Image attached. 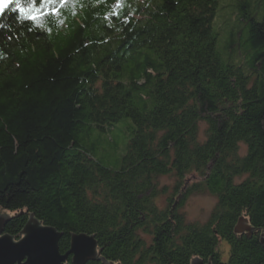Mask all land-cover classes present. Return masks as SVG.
<instances>
[{
  "label": "trees",
  "instance_id": "1",
  "mask_svg": "<svg viewBox=\"0 0 264 264\" xmlns=\"http://www.w3.org/2000/svg\"><path fill=\"white\" fill-rule=\"evenodd\" d=\"M222 1L69 0L37 24L0 18L5 233L19 240L34 214L64 254L93 235L87 264H264V0H239L227 43ZM194 193L217 198L204 223L181 212Z\"/></svg>",
  "mask_w": 264,
  "mask_h": 264
},
{
  "label": "water",
  "instance_id": "2",
  "mask_svg": "<svg viewBox=\"0 0 264 264\" xmlns=\"http://www.w3.org/2000/svg\"><path fill=\"white\" fill-rule=\"evenodd\" d=\"M11 216L0 210V264H87L97 260L101 254L98 242L93 235L75 233L71 236V247L67 253L60 250L63 233L52 226L44 225L34 214L22 230L21 238L15 239L5 233ZM238 232L252 231L246 221H241ZM264 247V234L261 237ZM191 264H212L201 258H194Z\"/></svg>",
  "mask_w": 264,
  "mask_h": 264
},
{
  "label": "rangeland",
  "instance_id": "3",
  "mask_svg": "<svg viewBox=\"0 0 264 264\" xmlns=\"http://www.w3.org/2000/svg\"><path fill=\"white\" fill-rule=\"evenodd\" d=\"M75 1V0H74ZM241 1V0H240ZM239 0H223L220 2L218 13L216 19L214 20V28L218 29L220 25L225 28L224 33L221 38L226 39V43L231 39L232 29L238 27V18H232L233 11L237 10V6L240 3ZM264 17V10L259 14V20L261 21ZM127 123H122L119 129H123ZM206 123H201L200 131L202 137L205 135ZM118 133L120 131L118 130ZM247 147L245 144L241 145L242 153H245ZM198 175H193L192 178L189 177L188 185H191L195 181H199ZM175 185L174 176H163L159 179V188L166 189L165 194H161L157 197V204L164 208L168 204L169 197L173 194ZM173 196V195H172ZM179 196H174L173 202L177 200ZM217 204V198L210 193H194L191 194L186 200L181 208V212L185 215L189 222H199L204 223L210 217L211 212L214 210ZM222 248L224 250V257H227L228 244L222 242Z\"/></svg>",
  "mask_w": 264,
  "mask_h": 264
},
{
  "label": "snow or ice",
  "instance_id": "4",
  "mask_svg": "<svg viewBox=\"0 0 264 264\" xmlns=\"http://www.w3.org/2000/svg\"><path fill=\"white\" fill-rule=\"evenodd\" d=\"M68 3L69 0H0V18L11 12L22 22L37 24L48 16L60 15Z\"/></svg>",
  "mask_w": 264,
  "mask_h": 264
}]
</instances>
